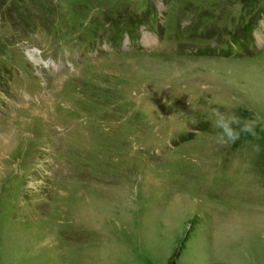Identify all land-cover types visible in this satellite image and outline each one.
I'll list each match as a JSON object with an SVG mask.
<instances>
[{"label":"rangeland","instance_id":"obj_1","mask_svg":"<svg viewBox=\"0 0 264 264\" xmlns=\"http://www.w3.org/2000/svg\"><path fill=\"white\" fill-rule=\"evenodd\" d=\"M262 27L264 0H0V264H264Z\"/></svg>","mask_w":264,"mask_h":264},{"label":"clouds","instance_id":"obj_2","mask_svg":"<svg viewBox=\"0 0 264 264\" xmlns=\"http://www.w3.org/2000/svg\"><path fill=\"white\" fill-rule=\"evenodd\" d=\"M212 125L219 130L218 140L222 143H235L242 134L256 135L260 123L259 115L251 118L241 117L235 112L221 111L220 108L212 110Z\"/></svg>","mask_w":264,"mask_h":264},{"label":"trees","instance_id":"obj_3","mask_svg":"<svg viewBox=\"0 0 264 264\" xmlns=\"http://www.w3.org/2000/svg\"><path fill=\"white\" fill-rule=\"evenodd\" d=\"M179 253L178 250L175 249L170 255L169 258L167 259V264H175V260L178 257Z\"/></svg>","mask_w":264,"mask_h":264},{"label":"bare ground","instance_id":"obj_4","mask_svg":"<svg viewBox=\"0 0 264 264\" xmlns=\"http://www.w3.org/2000/svg\"><path fill=\"white\" fill-rule=\"evenodd\" d=\"M32 54H33V53H32ZM25 105H27V106H28V104H24V106H25Z\"/></svg>","mask_w":264,"mask_h":264}]
</instances>
